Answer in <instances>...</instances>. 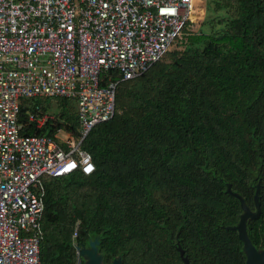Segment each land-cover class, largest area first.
<instances>
[{
    "label": "trees",
    "instance_id": "trees-1",
    "mask_svg": "<svg viewBox=\"0 0 264 264\" xmlns=\"http://www.w3.org/2000/svg\"><path fill=\"white\" fill-rule=\"evenodd\" d=\"M200 23L118 82L114 115L81 143L91 173L44 178L42 264H74L75 245L93 235L105 264L119 254L121 264H166L152 246L170 243L174 229L198 261L244 264L242 242L224 228L241 208L219 177L251 208L260 180L261 212L247 232L264 244V0H207ZM40 98L19 99L21 134L77 139L74 100L56 97L60 109L36 127L28 117L46 113Z\"/></svg>",
    "mask_w": 264,
    "mask_h": 264
},
{
    "label": "built area",
    "instance_id": "built-area-1",
    "mask_svg": "<svg viewBox=\"0 0 264 264\" xmlns=\"http://www.w3.org/2000/svg\"><path fill=\"white\" fill-rule=\"evenodd\" d=\"M198 2L0 0V264H42L44 178L94 170L81 143L114 115L118 82L158 61ZM38 95L74 100L80 136L55 135L66 147L21 134L19 99ZM51 117L28 119L41 127Z\"/></svg>",
    "mask_w": 264,
    "mask_h": 264
},
{
    "label": "water",
    "instance_id": "water-1",
    "mask_svg": "<svg viewBox=\"0 0 264 264\" xmlns=\"http://www.w3.org/2000/svg\"><path fill=\"white\" fill-rule=\"evenodd\" d=\"M258 173V172H257ZM255 176L252 179L251 185L254 188L253 192V205L254 209L245 202V199L233 190L231 183L223 180L219 177L220 181L225 186V192L230 196L236 198L239 202L241 213L239 214V219L235 224L225 226V229L237 232L239 240L242 242V250L245 254V264H264V245L261 249L256 248L254 243L248 236L247 232V220L255 219L260 215L261 206L259 200L260 192V180L253 183ZM92 238L88 240L87 244L76 245L77 254L82 257L83 264H105L103 261V254L99 251L100 235H93ZM179 248V247H178ZM182 252L181 248H179ZM186 264V259H184ZM122 256L119 254L114 256L109 264H121Z\"/></svg>",
    "mask_w": 264,
    "mask_h": 264
},
{
    "label": "flooded vegetation",
    "instance_id": "flooded-vegetation-1",
    "mask_svg": "<svg viewBox=\"0 0 264 264\" xmlns=\"http://www.w3.org/2000/svg\"><path fill=\"white\" fill-rule=\"evenodd\" d=\"M251 209H254V206ZM224 228H225V226H224ZM180 232H181V230H179V229L170 230L169 231V237H168V240L171 241L170 243L153 245L152 246L153 249H157V250L161 249L160 251L155 253V256L160 257L166 264H184L185 263L184 259H186V264H207L203 261H198L197 260L198 258L194 257V256H196L195 253H190V251H189L190 246L185 243V240H184V238ZM234 232H236V231H234ZM236 234H237V232H236ZM91 238L92 237H89L86 240H79L77 242V245L81 244V245L85 246L87 244L88 240H90ZM263 245L261 247H256V248L261 249L263 247ZM178 247L181 248L182 252H180ZM240 252L242 253V256L244 257V264H245V254L242 250V244L240 247ZM237 254L238 253H236L234 255H237ZM74 264H83V259H82V257L78 256L77 250H76V256H75Z\"/></svg>",
    "mask_w": 264,
    "mask_h": 264
},
{
    "label": "rangeland",
    "instance_id": "rangeland-1",
    "mask_svg": "<svg viewBox=\"0 0 264 264\" xmlns=\"http://www.w3.org/2000/svg\"><path fill=\"white\" fill-rule=\"evenodd\" d=\"M206 4H207V0H199L198 4L196 5V8L194 10L192 20L187 25L188 30L197 31L199 29V27L201 25L200 22L203 20L204 13L206 11ZM174 42H173V44H174ZM173 44H172V46H173ZM39 101H40V105L42 107V110L46 111V113H48V114H52L54 111L57 112L60 109L59 102H58L56 97L42 96V98H40ZM58 134H59L60 138L65 139L67 132L60 130L58 132Z\"/></svg>",
    "mask_w": 264,
    "mask_h": 264
},
{
    "label": "snow or ice",
    "instance_id": "snow-or-ice-1",
    "mask_svg": "<svg viewBox=\"0 0 264 264\" xmlns=\"http://www.w3.org/2000/svg\"><path fill=\"white\" fill-rule=\"evenodd\" d=\"M168 11H171V9H168ZM89 168H91V166H89Z\"/></svg>",
    "mask_w": 264,
    "mask_h": 264
},
{
    "label": "clouds",
    "instance_id": "clouds-1",
    "mask_svg": "<svg viewBox=\"0 0 264 264\" xmlns=\"http://www.w3.org/2000/svg\"><path fill=\"white\" fill-rule=\"evenodd\" d=\"M76 247V246H75Z\"/></svg>",
    "mask_w": 264,
    "mask_h": 264
}]
</instances>
